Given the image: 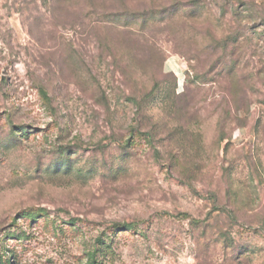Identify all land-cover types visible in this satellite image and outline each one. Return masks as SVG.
<instances>
[{
  "label": "rangeland",
  "instance_id": "374dc122",
  "mask_svg": "<svg viewBox=\"0 0 264 264\" xmlns=\"http://www.w3.org/2000/svg\"><path fill=\"white\" fill-rule=\"evenodd\" d=\"M0 264H264V0H0Z\"/></svg>",
  "mask_w": 264,
  "mask_h": 264
},
{
  "label": "crops",
  "instance_id": "0c3cea01",
  "mask_svg": "<svg viewBox=\"0 0 264 264\" xmlns=\"http://www.w3.org/2000/svg\"><path fill=\"white\" fill-rule=\"evenodd\" d=\"M171 63H172V66H173L172 71H174L175 74H179L180 69H179L178 63L175 60H172Z\"/></svg>",
  "mask_w": 264,
  "mask_h": 264
}]
</instances>
